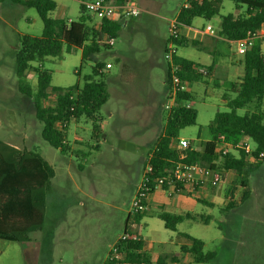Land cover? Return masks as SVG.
Wrapping results in <instances>:
<instances>
[{
	"label": "rangeland",
	"instance_id": "1",
	"mask_svg": "<svg viewBox=\"0 0 264 264\" xmlns=\"http://www.w3.org/2000/svg\"><path fill=\"white\" fill-rule=\"evenodd\" d=\"M133 1L144 11L135 17L131 27L119 32L113 46L101 47L99 53L86 59H82V49H76L71 53L63 52L62 57L32 62L33 66L41 65L51 73V84L56 87H70L78 82L82 85L86 77L93 74L96 61H103L106 65L110 63L111 67L103 69L104 75L96 77L106 82L109 100L98 114L102 120V132L96 133L93 122L85 115L70 120L67 139L73 148L64 153L43 138L40 139L36 127L32 149L46 156L56 172L47 201L44 229L31 233L30 241L27 242L0 239V264H101L108 257L111 245L123 233L131 211V201L142 179L146 149L160 135L163 125L160 121L162 119L164 122L168 113L161 106L168 58L166 53L152 48L155 46L153 39L158 36L168 39L167 19L174 16L179 1L182 2ZM56 2L57 7L52 16L72 20L81 16L79 0ZM235 12L234 2L224 0L219 15L211 21L197 17L191 27L202 29L210 23L212 30L218 32L221 16ZM43 28V21L35 7L0 1V74L16 77L19 37L25 34L41 36ZM182 31L187 37L202 40V33L198 35L194 29L185 27ZM205 41V44L216 49L211 57L216 61L228 62L230 58H242L236 53V44L224 39ZM187 46H178L179 52L185 50L188 55L195 57L199 48L191 44ZM205 80L203 84V81L192 84H196L194 88L199 87L192 105L198 112L197 122L179 133V137H186L196 143L199 138L211 137L209 124L218 111H229L221 97L225 88L212 85L208 78ZM22 83L35 89L36 74L28 72ZM207 83L210 87L205 91ZM244 111L239 110V113L243 114ZM38 123L36 119V125ZM145 129L147 131L141 135ZM226 178L239 180L236 172L226 174ZM249 178L251 181L257 180L260 193L254 204L246 209L264 217V161L251 172ZM225 179L222 178L216 186L206 188H220ZM194 194L201 198L207 197L200 191ZM194 194L185 193V196L192 198ZM151 197L149 202L152 209L157 208L156 201L151 200ZM211 197H216L212 199L215 206L195 199L194 202H188L191 213L210 217L208 224L185 221L178 231H171L165 228L161 218L152 214L146 217L147 224L140 222L139 230L144 238L155 241L157 251H161L159 241L170 242L172 239L174 243L164 245L163 251H179L180 246L175 243L178 242L179 232L203 240L205 253L216 251L225 241L220 226L226 224L227 230L229 222L221 196L216 194ZM211 197H207V200L211 201ZM245 224L247 232L258 230L248 222ZM222 261L223 264H229V255L223 254ZM196 264L219 263L210 261Z\"/></svg>",
	"mask_w": 264,
	"mask_h": 264
},
{
	"label": "trees",
	"instance_id": "2",
	"mask_svg": "<svg viewBox=\"0 0 264 264\" xmlns=\"http://www.w3.org/2000/svg\"><path fill=\"white\" fill-rule=\"evenodd\" d=\"M23 3L35 7L43 21L41 36L21 35L16 51V74L24 77L28 72L35 73L37 84L34 90L23 86L22 92L34 97L36 118L42 123L41 136L52 147L64 153L68 150V123L70 120L85 115L93 122L94 131H100V109L109 100L105 81L96 78L103 76L107 67L103 61H96L93 74L86 77L84 84L79 82L70 87L52 86V75L41 65L33 66L32 62H42L48 57H62L63 52L71 53L82 49V59L92 57L100 52L106 38L115 39L122 29L118 20L98 19L89 14L81 4L82 14L77 20H68L52 16L57 4L54 0H0ZM115 4L133 3V0H109ZM236 9L245 7L241 15L229 13L221 16L222 36L230 41L242 40L248 32L259 30L264 24V0H232ZM223 0H193L189 8L180 9L178 20L181 24V37L176 40L178 46L196 45L195 40L189 41L183 35L184 26H190L192 20L202 17L211 20L220 14ZM179 66L178 74L188 84V90L179 92L176 104L167 110L164 129L152 145L145 168L152 170L150 177V197L157 189V179L166 176L175 165L181 161V153L176 149L179 133L182 129L195 125L198 112L185 102H191L193 97L189 87L194 82L208 76L198 73L193 66L200 65L186 58L175 56ZM245 74L241 81H222L218 85L225 88L224 98L229 111H218L209 124L211 139L201 142L200 149L192 146L183 151L186 163H200L203 166L216 169L222 176L228 172H236L239 180L233 182V187L243 189L241 200L251 195L250 174L264 158L256 160L260 152H264V55L262 40L257 39L244 55ZM203 66V65H201ZM210 75L213 67L206 66ZM165 84L167 92L171 89L170 67L166 68ZM239 110H245L243 114ZM222 135L241 139L248 137L255 143L253 157L246 156L243 150L224 155L221 151L219 138ZM0 146L4 144L0 141ZM12 155L0 171V239L7 241L27 242L30 234L42 231L46 220V208L52 179L55 176L54 167L37 151H21L10 148ZM201 186H196V190ZM164 189L170 188L168 185ZM176 189L187 190L179 183ZM236 188V187H235ZM231 201L229 207L234 206ZM147 211L129 213L123 233H132L129 229L138 225ZM167 229L176 230L177 225L190 218L189 214L181 215L170 212H159ZM223 228V226H220ZM184 236L190 242L180 248V253L172 256L173 261L181 260L184 254H191L197 263L210 261L219 262L218 252H204V241L188 234ZM117 255L106 264H153L152 257L146 252V242L139 237L132 239H117ZM168 257L159 256L158 264H166Z\"/></svg>",
	"mask_w": 264,
	"mask_h": 264
},
{
	"label": "crops",
	"instance_id": "3",
	"mask_svg": "<svg viewBox=\"0 0 264 264\" xmlns=\"http://www.w3.org/2000/svg\"><path fill=\"white\" fill-rule=\"evenodd\" d=\"M54 1L56 2V0ZM151 2H155V0H151ZM180 2L181 1H179V3ZM179 3H178V8L175 11L173 17L179 15L180 13ZM222 5H223V2H222ZM245 9H246L245 7H242L241 9H236V12L233 14L236 16L241 15L245 12ZM143 11L144 10L142 9V13ZM148 12H151V11L148 10ZM134 19L135 17L128 19V20H124L123 18L119 17L116 20L121 22L122 29H123V28L131 27V24H133ZM169 19L170 18H168L167 21ZM194 19L192 20V24H193ZM68 20H72V19H68ZM211 20H208V21H211ZM192 24L190 26H184L182 30H185V27H188L189 29H194L197 33H199L198 35L202 33L201 34L203 35L202 40H199L196 37L190 38L185 35V37L189 41L195 40L198 43L197 44V47L199 48L198 54L195 57H193L191 55H188L185 52V50H182L181 52H179L178 50L177 56L186 58L190 61L195 62L196 64H200L203 66H212L213 67L212 74L206 78H208L210 82L212 81L211 83L214 86L220 87L218 84L222 81H235V82L241 81V79L243 78L245 74V65H244L245 50L239 45L238 42L230 41L226 37L221 35L220 33L221 22H220V29L218 32H215L212 30L210 23L203 26L202 29L192 28L191 27ZM207 39L209 40L211 39L213 41L224 39L226 41H229L230 43L236 44V53L239 55H242V58H239V57H237L236 59L230 58L228 62L216 61L214 57L212 59L211 57L213 56L216 49L214 50L213 47L205 44L206 42L205 40ZM153 40H154L155 46L152 48L158 52L164 53L165 46H166L168 39L158 36V37H155ZM186 48H188V46ZM109 64L110 63L107 64V67ZM221 73L222 75H220ZM23 78L24 77H19L17 74H16V77L15 76L13 77L11 75L6 77L0 74V141L4 144V146H0V171H3L2 167L4 166L5 162L8 161V158L10 157V155H12L10 148H15L21 151H36L32 149L34 147H32L31 145V143L35 141L34 138L36 136V127H38V132L40 133V139H42V136H41L42 123L36 118L34 97L29 96L22 92V87L28 86L22 83ZM205 79L201 80L203 81L202 84L204 83V81H206ZM199 82L200 81H198V83ZM194 83H197V82H194ZM164 84H165V81H164ZM195 86L196 84L190 85L189 87L193 100L196 96L195 95L197 92L196 90H199V87L194 88ZM204 87L206 91L207 89H209L210 85L207 83ZM31 88L32 90H34L33 87ZM166 93H167V88L165 86L162 101H164ZM225 93L226 92L224 91L221 97H222L224 104L227 105V101L224 98ZM193 100L191 101L192 105L194 104ZM162 103L163 102H161V106H162ZM36 119L37 121H39L38 125H36ZM160 122L163 123L162 129H161V133H162L164 126H165L166 119L164 120V122L161 119ZM151 129L152 127L149 128L148 130H151ZM101 130H102V123H100L99 133L102 132ZM146 131L147 130L145 129L140 134L143 135V133ZM159 136L160 135H158V137ZM157 138L155 139V141L157 140ZM181 138L187 139L186 137H179V139ZM210 139L211 137L209 138L203 137V138L198 139V143L191 141L192 147L196 149H200L201 142L208 141ZM154 142L151 144L150 148L146 149L145 162L147 158L149 157V154H150V151H151V148ZM143 145L146 146L145 143H143ZM72 148L70 147V143L68 141V149H72ZM42 157L51 164V162L46 158V156L42 155ZM230 173L231 172L225 173V176L226 174L229 175ZM225 176L223 177L224 179H225ZM226 180L228 181V184H226L227 183ZM235 181L236 180L233 181V180H228V178H226L224 183L221 184L220 188L199 187L197 190L196 189L193 190L191 188H188L189 190H180V189H176L175 187H170L167 189L157 188L151 197V200L156 201L157 208L152 209V205L149 204V210L147 211V214L141 219V221L144 224H147L146 217H148L149 215L154 214L158 217L157 214L159 212H170V213L181 214V215H186V214L190 215V218H186L184 221H182L181 223L177 225L176 230H171V231H178L179 230L178 227L185 221H194V222L202 221L208 224L210 222V217L208 216L199 217L191 213L189 206H188V202L189 201L194 202L195 200H197L199 202L205 203L206 205L215 206L216 204L215 202L212 201V199L216 197H211V195L216 196V194H219L223 200L222 202V206L224 207L223 210L224 212H226V216L228 218L229 223H227L228 231L226 230V224L225 226L222 225L224 228L223 231H224L225 241L223 245H221L219 249L216 250L218 252V258H219L218 263L223 264L222 258H223V254H225V255H229V259H230L229 264H264V232L262 231V228H264V217L259 214H253L251 211H248L246 209L250 205L254 204L256 197L260 193L257 180L255 181L254 179L253 181L250 180L251 195L246 200H241L242 193H243V189L241 187L235 186L236 188L235 187L232 188L233 182ZM199 191L202 193H205L207 197L209 198L211 197V201L207 200V197L201 198L194 194V192L199 193ZM185 193H188L189 195L194 194V197L188 198L185 196ZM231 201H233L235 204L233 207L230 208L229 205ZM245 222L250 223L252 227H257L258 230L252 233L251 231L247 232L246 231L247 225L245 224ZM164 226H165V223H164ZM139 228H140V223L138 225L133 226L129 230L132 232L131 234H134L136 236L138 235L139 237L145 240L146 252L151 255L153 264H158L157 259L159 258V256L168 257L166 264H169V263L171 264H196L197 263L194 261V258L191 254H184L181 260L173 261L171 259L172 256L180 253V248L182 245L190 244L188 239L184 236V234H188V233L179 232L178 242H175L176 244L178 243L180 246L179 251H175V252L173 251V252L168 253V252L163 251L164 245H168L169 243L170 244L174 243L173 239L170 242L159 241V244H160L159 249L161 248V251H157L155 249V241L144 238ZM204 246H205V242H204ZM105 259L106 258H104L102 262H104ZM100 262L101 261H98V263Z\"/></svg>",
	"mask_w": 264,
	"mask_h": 264
},
{
	"label": "built area",
	"instance_id": "4",
	"mask_svg": "<svg viewBox=\"0 0 264 264\" xmlns=\"http://www.w3.org/2000/svg\"><path fill=\"white\" fill-rule=\"evenodd\" d=\"M192 1L193 0H182L180 3V9L189 8ZM79 2L89 13H91V15L98 19H109L113 21L121 17L124 20H128L138 16L140 12H142V9L133 3L119 5L109 0H79ZM180 27L181 24L178 20V15L168 20L169 37L164 53H166L168 58V66L170 67L171 89L166 93L165 99L162 103V106L166 110H170L176 104V99L179 92H185L188 90V84L186 81H183L178 74L179 66L174 60V57L177 55L178 51L176 40L181 37ZM257 39L262 40V52L264 55V24H262L259 30L255 32H248L246 38L237 40L236 42H238L239 45L246 51ZM101 43L113 46L115 44V39L106 38L101 40ZM110 66L111 65L109 64L108 67ZM193 68L204 76L210 75V71L206 66L194 65ZM191 105L192 104L190 102H185V106ZM219 142L221 143V151L224 155L243 150L246 156L253 157V153L255 152V143L248 137L235 139L233 137H228L227 135H222L219 138ZM190 146V140L183 138L179 139L176 149L181 153V161L178 162L166 176L160 177L156 180V188L163 189L164 185L175 187L177 184L181 183L187 188V190H189L188 188L194 190L196 189V186H216L222 181L223 176L220 171L203 166L200 163H186L182 161V159H184L183 151ZM263 158L264 152H260L257 155L256 160L260 161ZM151 170L152 167L148 165L146 170L143 172L142 179L138 184L136 193L131 201L130 213H138L149 210L150 197H148V192L150 191V177L147 173ZM132 238H136V235L124 232L119 236L118 239L124 240ZM117 253L118 249L115 242L111 245L108 257L101 264H106V260H112L117 255Z\"/></svg>",
	"mask_w": 264,
	"mask_h": 264
}]
</instances>
